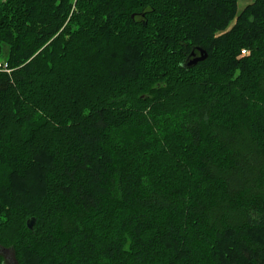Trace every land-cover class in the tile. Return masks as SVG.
<instances>
[{"label": "trees", "instance_id": "trees-1", "mask_svg": "<svg viewBox=\"0 0 264 264\" xmlns=\"http://www.w3.org/2000/svg\"><path fill=\"white\" fill-rule=\"evenodd\" d=\"M0 1L15 264H264V0Z\"/></svg>", "mask_w": 264, "mask_h": 264}, {"label": "rangeland", "instance_id": "rangeland-1", "mask_svg": "<svg viewBox=\"0 0 264 264\" xmlns=\"http://www.w3.org/2000/svg\"><path fill=\"white\" fill-rule=\"evenodd\" d=\"M254 0H238V12L240 13L243 11V9L250 3H252ZM1 2V1H0ZM235 23V21H234ZM0 254L3 256L5 259V264H15L14 262V257H13V252L10 249H5L0 246ZM238 260L240 262L241 258L238 257Z\"/></svg>", "mask_w": 264, "mask_h": 264}, {"label": "water", "instance_id": "water-1", "mask_svg": "<svg viewBox=\"0 0 264 264\" xmlns=\"http://www.w3.org/2000/svg\"><path fill=\"white\" fill-rule=\"evenodd\" d=\"M199 51H200V55L193 58L191 60V62L189 63V66H193V65H196L197 63L199 62H202L204 60H206L208 58V53L202 49V48H198ZM36 223V219L35 218H30L28 221H27V226L30 230H32L34 228V225Z\"/></svg>", "mask_w": 264, "mask_h": 264}, {"label": "built area", "instance_id": "built-area-1", "mask_svg": "<svg viewBox=\"0 0 264 264\" xmlns=\"http://www.w3.org/2000/svg\"><path fill=\"white\" fill-rule=\"evenodd\" d=\"M247 54V52L245 50H242V55ZM0 70H4L6 72H10V69L7 68V64L6 63H0Z\"/></svg>", "mask_w": 264, "mask_h": 264}, {"label": "clouds", "instance_id": "clouds-1", "mask_svg": "<svg viewBox=\"0 0 264 264\" xmlns=\"http://www.w3.org/2000/svg\"><path fill=\"white\" fill-rule=\"evenodd\" d=\"M0 264H4V261H3V259H0Z\"/></svg>", "mask_w": 264, "mask_h": 264}, {"label": "snow or ice", "instance_id": "snow-or-ice-1", "mask_svg": "<svg viewBox=\"0 0 264 264\" xmlns=\"http://www.w3.org/2000/svg\"><path fill=\"white\" fill-rule=\"evenodd\" d=\"M4 264H5V262H4Z\"/></svg>", "mask_w": 264, "mask_h": 264}]
</instances>
